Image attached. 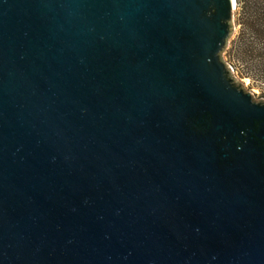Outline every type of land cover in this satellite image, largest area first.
<instances>
[{
  "label": "water",
  "instance_id": "water-1",
  "mask_svg": "<svg viewBox=\"0 0 264 264\" xmlns=\"http://www.w3.org/2000/svg\"><path fill=\"white\" fill-rule=\"evenodd\" d=\"M234 1L0 0V264H264Z\"/></svg>",
  "mask_w": 264,
  "mask_h": 264
},
{
  "label": "rangeland",
  "instance_id": "rangeland-1",
  "mask_svg": "<svg viewBox=\"0 0 264 264\" xmlns=\"http://www.w3.org/2000/svg\"><path fill=\"white\" fill-rule=\"evenodd\" d=\"M251 22V15L244 6L236 5L233 14V31L228 47L222 53V61L231 68L235 80L252 95L253 100L262 102L264 101V40L252 33Z\"/></svg>",
  "mask_w": 264,
  "mask_h": 264
},
{
  "label": "trees",
  "instance_id": "trees-1",
  "mask_svg": "<svg viewBox=\"0 0 264 264\" xmlns=\"http://www.w3.org/2000/svg\"><path fill=\"white\" fill-rule=\"evenodd\" d=\"M264 0H236L238 7H243L251 15V29L257 37L264 40Z\"/></svg>",
  "mask_w": 264,
  "mask_h": 264
},
{
  "label": "bare ground",
  "instance_id": "bare-ground-1",
  "mask_svg": "<svg viewBox=\"0 0 264 264\" xmlns=\"http://www.w3.org/2000/svg\"><path fill=\"white\" fill-rule=\"evenodd\" d=\"M234 1V0H233ZM234 3H235V1H234ZM235 8H236V5H235V7H234V10H235Z\"/></svg>",
  "mask_w": 264,
  "mask_h": 264
},
{
  "label": "built area",
  "instance_id": "built-area-1",
  "mask_svg": "<svg viewBox=\"0 0 264 264\" xmlns=\"http://www.w3.org/2000/svg\"><path fill=\"white\" fill-rule=\"evenodd\" d=\"M231 69V68H230ZM232 71V70H231Z\"/></svg>",
  "mask_w": 264,
  "mask_h": 264
}]
</instances>
